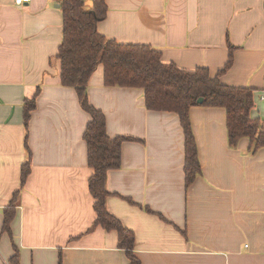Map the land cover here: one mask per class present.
<instances>
[{
    "label": "crops",
    "instance_id": "1",
    "mask_svg": "<svg viewBox=\"0 0 264 264\" xmlns=\"http://www.w3.org/2000/svg\"><path fill=\"white\" fill-rule=\"evenodd\" d=\"M105 2L101 34L149 45L182 69L206 67L215 76L232 44L233 65L221 81L254 88L251 114L264 122V0ZM62 39L59 0H0V264L16 250L19 264H129L118 232L94 225L84 139L91 116L76 89L61 84ZM38 90L28 128L31 173L22 185L24 104ZM88 94L111 137L133 138L122 144L121 167L108 172L106 206L135 233L141 264H264V145L254 149L243 137L231 146L226 109L192 107L201 173L187 187L176 112L148 109L143 88L107 85L102 64ZM17 192L9 234L4 210Z\"/></svg>",
    "mask_w": 264,
    "mask_h": 264
},
{
    "label": "trees",
    "instance_id": "2",
    "mask_svg": "<svg viewBox=\"0 0 264 264\" xmlns=\"http://www.w3.org/2000/svg\"><path fill=\"white\" fill-rule=\"evenodd\" d=\"M106 0H93L89 8L86 0H59L63 13V39L57 57L61 62V84L76 89L83 109L91 116L84 139L88 148V163L93 169L89 179L90 192L96 212L95 227L119 235V247L124 249L129 264H141L135 254L136 238L133 230L123 223L106 206L110 195L107 175L122 164V144L132 140L129 136L111 137L107 132L106 116L91 104L88 84L99 64L104 66L105 83L109 86L143 88L145 105L150 110L173 111L180 116L185 133V174L189 187L201 173V163L193 134L190 110L195 106L223 107L227 111L229 144L237 146L240 139H251L254 149L264 145V122L252 117L255 106L254 88L230 86L221 77L232 67L235 47L229 43V59L215 76L206 67L186 70L175 63L163 60L160 51L144 44H125L110 39L98 31V23L107 16ZM26 98L24 119L26 148L29 160L22 167V185L31 173V152L28 146V128L37 97ZM202 98L203 101L199 102ZM17 192L4 210L3 231L12 233L11 223L16 215ZM149 212H152L147 208ZM161 216V215H160ZM163 218V216H161ZM10 264H19V253ZM61 262V261H60Z\"/></svg>",
    "mask_w": 264,
    "mask_h": 264
},
{
    "label": "built area",
    "instance_id": "3",
    "mask_svg": "<svg viewBox=\"0 0 264 264\" xmlns=\"http://www.w3.org/2000/svg\"><path fill=\"white\" fill-rule=\"evenodd\" d=\"M31 0H14L15 4L17 6H23L25 5L26 3L30 2ZM264 98V97H263Z\"/></svg>",
    "mask_w": 264,
    "mask_h": 264
},
{
    "label": "water",
    "instance_id": "4",
    "mask_svg": "<svg viewBox=\"0 0 264 264\" xmlns=\"http://www.w3.org/2000/svg\"><path fill=\"white\" fill-rule=\"evenodd\" d=\"M202 101H203V99H202V98H200V99H199V102H202Z\"/></svg>",
    "mask_w": 264,
    "mask_h": 264
},
{
    "label": "rangeland",
    "instance_id": "5",
    "mask_svg": "<svg viewBox=\"0 0 264 264\" xmlns=\"http://www.w3.org/2000/svg\"><path fill=\"white\" fill-rule=\"evenodd\" d=\"M100 65V64H99Z\"/></svg>",
    "mask_w": 264,
    "mask_h": 264
}]
</instances>
